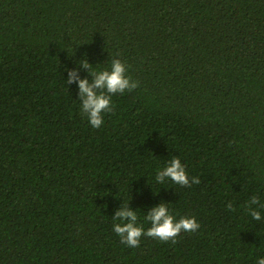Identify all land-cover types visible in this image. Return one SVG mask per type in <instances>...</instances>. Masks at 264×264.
Segmentation results:
<instances>
[{
  "label": "trees",
  "instance_id": "1",
  "mask_svg": "<svg viewBox=\"0 0 264 264\" xmlns=\"http://www.w3.org/2000/svg\"><path fill=\"white\" fill-rule=\"evenodd\" d=\"M85 55L140 82L99 129L67 84ZM173 157L201 183H157ZM252 196L264 204V0H0V264H256ZM162 202L200 228L122 244L121 205L147 230Z\"/></svg>",
  "mask_w": 264,
  "mask_h": 264
},
{
  "label": "clouds",
  "instance_id": "2",
  "mask_svg": "<svg viewBox=\"0 0 264 264\" xmlns=\"http://www.w3.org/2000/svg\"><path fill=\"white\" fill-rule=\"evenodd\" d=\"M78 62L77 69L69 71L67 84L78 81L81 111L87 117L90 125L94 129H99L104 123V114L113 112L112 97L137 89L140 82L133 80L127 74L128 66L117 58H110L109 68L103 70H96L86 55L83 60ZM81 68L88 72L91 79L79 77L78 73ZM166 178L183 187L201 183L198 177H192L190 180L185 166L178 157H173L163 169L158 170L155 180L157 183L163 184ZM254 205L264 208V204L260 203L257 196H252L248 202L249 214L254 220L260 221L262 219L261 212L253 207ZM227 207L232 209V204L229 203ZM112 219L114 221L113 231L120 237L122 244L131 248L139 247L142 237L161 242L171 241L175 244L177 237L182 232H196L200 228L195 217H181L177 221L163 202L152 207L147 213L145 219L151 224L147 230L138 224L137 212L130 208L129 204L123 203ZM256 264H264V258H258Z\"/></svg>",
  "mask_w": 264,
  "mask_h": 264
}]
</instances>
